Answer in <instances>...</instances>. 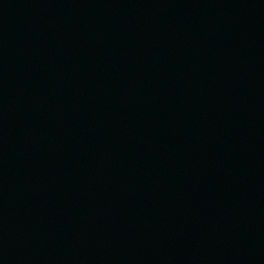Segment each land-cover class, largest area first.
<instances>
[{"label":"water","instance_id":"95a60500","mask_svg":"<svg viewBox=\"0 0 264 264\" xmlns=\"http://www.w3.org/2000/svg\"><path fill=\"white\" fill-rule=\"evenodd\" d=\"M156 0H0V264H74Z\"/></svg>","mask_w":264,"mask_h":264}]
</instances>
